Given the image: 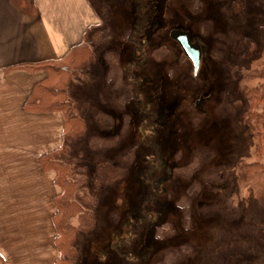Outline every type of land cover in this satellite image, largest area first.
I'll return each mask as SVG.
<instances>
[{
  "label": "rangeland",
  "instance_id": "374dc122",
  "mask_svg": "<svg viewBox=\"0 0 264 264\" xmlns=\"http://www.w3.org/2000/svg\"><path fill=\"white\" fill-rule=\"evenodd\" d=\"M89 1L94 59L69 88L85 134L64 160L98 203L77 264H264V174L241 186L237 168L264 165L243 93L264 81V0ZM173 29L199 45L196 74ZM99 163L120 177L95 189Z\"/></svg>",
  "mask_w": 264,
  "mask_h": 264
},
{
  "label": "crops",
  "instance_id": "0c3cea01",
  "mask_svg": "<svg viewBox=\"0 0 264 264\" xmlns=\"http://www.w3.org/2000/svg\"><path fill=\"white\" fill-rule=\"evenodd\" d=\"M34 13L0 0V258L4 264H44L57 258L53 197L54 172L39 158L60 146L61 112L24 108L31 89L45 72L11 66L62 58L87 41L97 24L89 0H30ZM37 254V255H36ZM48 254V255H47ZM49 259V261H46Z\"/></svg>",
  "mask_w": 264,
  "mask_h": 264
},
{
  "label": "trees",
  "instance_id": "16d2710c",
  "mask_svg": "<svg viewBox=\"0 0 264 264\" xmlns=\"http://www.w3.org/2000/svg\"><path fill=\"white\" fill-rule=\"evenodd\" d=\"M12 1L29 13L35 11L30 0ZM93 59L94 52L85 40L69 49L58 60L9 68H21L28 72H45V77L32 87L24 108L34 113L61 112L64 116L61 145L39 158V165L44 171L54 172V182L59 188V192L53 197L52 217L56 231L54 243L58 252L53 264H77L76 242L83 234L95 227L92 209L98 203L96 190L92 192L87 190L88 179L85 168L75 169L73 164L64 160L70 151L68 143L85 134V121L74 110L69 88L79 72ZM257 74L264 78V68ZM243 93L248 103L245 122L254 141V153L259 158L264 153V81L261 86L243 89ZM259 107H261L260 111ZM237 168L238 182L241 186L254 177L264 174V165L259 161L240 160ZM119 177L120 172L115 167L108 163H99L96 165L93 177L94 188L106 187Z\"/></svg>",
  "mask_w": 264,
  "mask_h": 264
},
{
  "label": "water",
  "instance_id": "95a60500",
  "mask_svg": "<svg viewBox=\"0 0 264 264\" xmlns=\"http://www.w3.org/2000/svg\"><path fill=\"white\" fill-rule=\"evenodd\" d=\"M170 37L179 44L184 55L191 61L193 72L194 74H196L201 59V50L199 45L196 42H192L189 38L188 33L180 29L171 30ZM197 104H199V102H197Z\"/></svg>",
  "mask_w": 264,
  "mask_h": 264
},
{
  "label": "flooded vegetation",
  "instance_id": "af4514ba",
  "mask_svg": "<svg viewBox=\"0 0 264 264\" xmlns=\"http://www.w3.org/2000/svg\"><path fill=\"white\" fill-rule=\"evenodd\" d=\"M137 13H138V16H139V15L142 16V15H141V14H142V11H141V10H138ZM153 13H154V10H150V12H149V16H146L147 20L150 19V18H152L151 20H154L153 17H152V15H151V14H153ZM143 19L145 20V17H144V18H143V17H142V18L139 17L138 20H136V22H135L136 24H135V25H137L138 27L142 26L143 23H142L141 21H143ZM180 30H181V29H180ZM182 31H184V30H182ZM173 40H174V39H173ZM174 41H175V40H174ZM175 42H176V41H175ZM192 42H193V41H192ZM176 43H177V42H176ZM177 44H178V43H177ZM178 45H179V44H178ZM142 53H143V51L140 52L139 56L136 55V57L138 56V58L141 59V58H142Z\"/></svg>",
  "mask_w": 264,
  "mask_h": 264
}]
</instances>
